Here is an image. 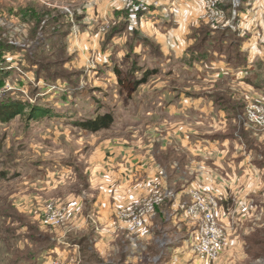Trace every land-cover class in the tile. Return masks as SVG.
Returning a JSON list of instances; mask_svg holds the SVG:
<instances>
[{
    "label": "rangeland",
    "instance_id": "374dc122",
    "mask_svg": "<svg viewBox=\"0 0 264 264\" xmlns=\"http://www.w3.org/2000/svg\"><path fill=\"white\" fill-rule=\"evenodd\" d=\"M208 33L224 40L221 51ZM10 99L24 109L0 119V264H78L87 245L88 262L103 261L90 241L54 256L50 248L71 232L70 197L86 191L84 214L94 225L90 170L111 145L128 147L153 171L154 180L135 181V194L145 186L146 193L116 210L124 235L140 234L147 217L170 210L176 192L172 224L187 235H174L181 244L169 250L167 264L264 263V125L246 115L250 103L264 105V0H0V105ZM29 104L50 113L29 119ZM105 113L107 127L79 124ZM216 134L232 139L225 165L210 150ZM156 193L161 201L130 232L118 213ZM50 204L61 215L47 224ZM212 207L225 241L201 262L197 235ZM160 249H108L113 256L104 258L158 264Z\"/></svg>",
    "mask_w": 264,
    "mask_h": 264
},
{
    "label": "crops",
    "instance_id": "0c3cea01",
    "mask_svg": "<svg viewBox=\"0 0 264 264\" xmlns=\"http://www.w3.org/2000/svg\"><path fill=\"white\" fill-rule=\"evenodd\" d=\"M160 13L161 12L159 11L153 12L154 15H158ZM216 135L215 136L218 140L212 139L214 141L212 143V146H210V150L213 151L215 164L221 163L222 161V163L225 165V163L227 162H224V156L222 155L228 152L229 146L231 144L230 141H232V139L227 137L230 136L227 134ZM198 146L199 144L197 145V148ZM98 158L99 160L97 161V164H95L94 169L90 170L91 172L89 189L90 191L93 190L94 193L90 192L88 194L89 196L94 197L90 198V200H92V205L94 206L93 215L96 219L93 220L95 223L94 225H92L91 222L88 221V216L91 215L84 214V202L82 198H86V191L82 193L83 195L77 198L70 197L69 209H71L70 215L72 219H69V228L71 232L67 234L68 231L65 230L63 234L58 235L57 239H54L56 240V242L55 245H52L50 248V252L52 251L51 255L54 256L56 252L58 253V249L62 250L68 248L71 249L73 247L76 248L77 246H83L84 244L88 243V241H90L94 250H99V254L101 255V258L103 260L98 264H119V257H117V259H115L114 261L113 259H105L104 256L112 257L113 254L118 255V253L120 252L121 255H125V250H128V252L132 254L136 250H143L144 248L146 249L151 245L155 250L158 246L161 247L157 255L153 258V262L158 261V264H167V262L165 261L168 260L170 254L169 250L173 247H176V244H179V246L181 244V240L179 239L180 237L174 238V235H181L182 232L186 233L187 235V230H181L182 227L179 223H176V225L172 224V221L173 223H175V220H172V218L174 219L176 216L173 212L176 210V205L179 203V195L175 192L170 210L166 212L160 210L159 214L156 213L154 217H147L143 226L144 228L140 231V234H132L130 237H127L123 234L124 230L120 228L121 225L116 210L121 206L125 198H131V200H134L139 198L142 194H144V192L146 193L147 188L144 185L145 189L143 188V193L138 195L135 194V181L139 180L138 178L142 177V175L143 177H147L148 182L154 180L151 177L153 171L149 167H147L148 165H146V163L134 159V156H131L130 154L129 148L123 145H111L105 147V149L102 150V153H99ZM229 179L231 178L229 177ZM196 180H201V178L197 176ZM227 182L228 181L223 184L227 185ZM223 184H218V186L220 185L219 190H216L214 192L216 196L220 197L225 194V189L222 188ZM144 186L142 185V187ZM208 186L211 188V184H208ZM109 200H111V202ZM262 203L264 205L263 198ZM223 204H226V206H228L229 199L225 197ZM90 208L91 207H86V210ZM220 209L223 210L224 207L219 208V212L221 211ZM263 210V207L259 209L258 217L262 216V213L264 214ZM160 214L163 216L164 221H166L167 223L163 224L160 222L162 219ZM157 215L159 216L156 219ZM221 220H223L222 222L225 225L228 222L227 218H223ZM260 225L263 226L264 224L260 222ZM259 228L261 227L259 226ZM226 230V234H228L229 231L228 229ZM258 231L261 233L259 237L260 241L264 242L262 230L258 229ZM72 235L75 237L71 238ZM241 243L244 247L243 240ZM108 244H110V246ZM84 248H86V250L84 249L85 253L82 252L79 258V260H81L80 263L90 264L88 262V252L91 248L88 245ZM108 249H111V251L113 250V254L110 253ZM102 252L103 254H105L103 255ZM172 258H174V256ZM218 259L217 260L220 262L222 256ZM76 263L77 262L75 261H69V263L66 260L63 261V264Z\"/></svg>",
    "mask_w": 264,
    "mask_h": 264
},
{
    "label": "built area",
    "instance_id": "2783aa9c",
    "mask_svg": "<svg viewBox=\"0 0 264 264\" xmlns=\"http://www.w3.org/2000/svg\"><path fill=\"white\" fill-rule=\"evenodd\" d=\"M141 6V8L145 10V6ZM246 115L251 122L264 125V105L250 103L246 107ZM160 201L161 196L160 194L156 193L153 199L150 198L143 202L140 208L136 209V207L133 206L130 209L121 210V212L118 214L121 218L126 219L128 230L130 232H134L135 229L141 225L142 217ZM198 207H202V204L200 203L196 207L193 206L190 209V212L195 213L198 210ZM56 208L57 207H54L51 204L48 206L50 211V222L46 221L45 223L52 224L57 221V217L60 216L61 213ZM198 234V241L195 246L196 257L201 262H208L209 260L213 259L225 241L224 232L217 224L216 214L213 207L212 214L211 212L206 213L204 222L198 230Z\"/></svg>",
    "mask_w": 264,
    "mask_h": 264
},
{
    "label": "trees",
    "instance_id": "16d2710c",
    "mask_svg": "<svg viewBox=\"0 0 264 264\" xmlns=\"http://www.w3.org/2000/svg\"><path fill=\"white\" fill-rule=\"evenodd\" d=\"M207 32H209V31L207 30ZM226 33L228 34V30L224 29L223 31L220 32V36L224 37V35H226ZM208 34L209 35H206V39L209 38L208 36H212V48H213V50L214 51H217V50L221 51L220 50V49H222L221 46L223 44H225L224 42L221 43V41H224V40L222 38H220V36H218L216 38L213 36L214 34H212V35L210 33H208ZM231 34L235 35L237 37L239 36L235 32H232V31H231ZM240 49L242 50V48H240ZM2 74H5V73H2ZM140 82H142V80H140L139 82L138 81L135 82L133 84L132 88H134L135 84H139ZM128 85H130V84H128ZM27 106H29L28 113H27V115L30 116L29 119L36 120V119H39L40 117L46 116V115H48V113H50L48 110H45L42 107H39L38 105L32 106L29 104ZM23 109H24V104L21 103V101H15V100L10 99V100L6 101V103H4L3 105H0V119L2 121H7L11 117H13L15 115V113L22 112ZM111 120H112L111 115L109 113H105L103 115H99V116L95 117L94 119L87 120V121L81 122L79 124L83 128L95 131V130H98L100 128L107 127L110 124Z\"/></svg>",
    "mask_w": 264,
    "mask_h": 264
}]
</instances>
